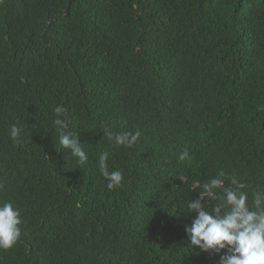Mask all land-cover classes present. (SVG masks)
<instances>
[{
  "label": "trees",
  "instance_id": "1",
  "mask_svg": "<svg viewBox=\"0 0 264 264\" xmlns=\"http://www.w3.org/2000/svg\"><path fill=\"white\" fill-rule=\"evenodd\" d=\"M57 105L83 165L60 148ZM102 126L141 135L117 147ZM105 151L124 177L112 190L97 165ZM221 172L254 209L264 0H0V201L23 220L0 264H219L189 246L185 225L193 185Z\"/></svg>",
  "mask_w": 264,
  "mask_h": 264
},
{
  "label": "clouds",
  "instance_id": "2",
  "mask_svg": "<svg viewBox=\"0 0 264 264\" xmlns=\"http://www.w3.org/2000/svg\"><path fill=\"white\" fill-rule=\"evenodd\" d=\"M53 127L60 148L67 149L80 164L88 162V154L78 139L77 132L69 128L70 121L65 118L61 105L54 108ZM21 128L13 124L9 135L14 143H20ZM102 133L110 143L117 147L131 148L141 135L139 130L113 132L102 126ZM108 152L100 154L97 165L100 174L107 180V188L112 190L122 186L124 179L121 170H109ZM186 147L178 155L179 161L191 160ZM183 182L184 179L180 178ZM224 173L209 178L199 187L198 197L187 202V211L195 213L190 225H185L189 246L198 247L201 252H214L219 255V264H264V190L252 193L254 209L248 204V193L244 185L235 177ZM211 201V209L206 202ZM23 220L18 207L12 201H0V249H10L21 236Z\"/></svg>",
  "mask_w": 264,
  "mask_h": 264
}]
</instances>
